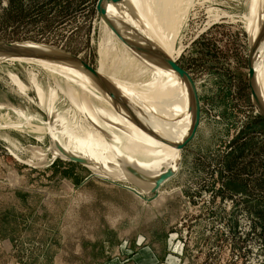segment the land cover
<instances>
[{
    "label": "rangeland",
    "instance_id": "374dc122",
    "mask_svg": "<svg viewBox=\"0 0 264 264\" xmlns=\"http://www.w3.org/2000/svg\"><path fill=\"white\" fill-rule=\"evenodd\" d=\"M97 1L0 0V41L56 47L108 78L138 74L139 62L119 67L132 43L114 5L104 0V17ZM189 7L171 59L193 79L201 115L184 134L183 142L198 128L180 148L177 173L156 193L54 155L50 114L56 136L67 129L64 139L75 131L74 140L95 135L121 147L128 139L113 135L125 122L96 97L95 124L86 89L28 56H0V264H264V117L250 86V0ZM102 160L123 169L112 152Z\"/></svg>",
    "mask_w": 264,
    "mask_h": 264
},
{
    "label": "bare ground",
    "instance_id": "6f19581e",
    "mask_svg": "<svg viewBox=\"0 0 264 264\" xmlns=\"http://www.w3.org/2000/svg\"><path fill=\"white\" fill-rule=\"evenodd\" d=\"M107 1H110L109 5H114L119 19L125 27L126 36L130 38L132 43L127 49L128 51L123 50V55L120 57L122 64L119 67L126 68L131 63L137 67L138 65L136 64L139 62V66L143 65L144 70L142 69L138 74H134L129 69L123 73H121L123 70L119 72V70L114 69L113 76L115 78H108L104 74L102 66L101 69L98 71L94 70V72L92 67L81 63L79 58L72 54H66L56 47L29 42L25 43H29L28 47L30 49L39 52L46 51L48 53H34L31 54L35 55L34 58H26L41 62L45 69L53 71V73L56 71L65 76L66 80H71L75 83V86L78 85L77 87L86 89L88 97L93 98V100L91 98L90 100H92L91 108H94V112H91L92 119L89 120H92L95 124H99L102 120V117L99 118L98 116L99 111H97L95 105V98H103L107 103L101 102V105L109 106L110 104L114 109L113 111L116 112V117L125 122V124L121 122L116 123L125 132L121 133L118 131L119 133H114V140L120 141L123 136L125 139H128L126 140L128 143H125L122 147L116 143L115 145H111L108 140V142L100 143L95 135H91L86 140L82 136L74 140L72 136L75 135V131L72 132L68 140L63 138V135L67 138L70 134L67 129L59 131V134L56 136L54 130L58 124V119L53 113L55 122L50 120V125L48 126V129L51 131L50 150L54 155L62 156L56 147V142L58 141L65 150L89 157L100 165L102 164L107 170L105 174L115 180H125L127 177L123 169L120 168V170L119 166H116L117 162H111L109 165L103 163L102 156L105 152L115 154L117 160L122 163V167L124 164H131L136 168L158 172L164 166L177 171L181 156L178 145L183 142L185 132H188V130L191 132L194 129L197 124L198 115L189 80L182 74H179L173 65L167 62V59L171 60L172 51L178 52L172 50L181 29V26L178 25L180 22L177 23L176 21H181L185 17L184 15L189 11V6L192 5L193 0ZM127 6H130L134 10L129 11ZM250 9L248 26L251 31L250 34H252V45L250 43L253 68L252 83L256 99L264 109V0H250ZM103 10L106 12L105 7H103ZM160 28L166 40L167 36H169L170 43L168 50L163 47L165 39L161 36L163 34L160 32ZM123 36L125 37V35ZM156 40L157 44L155 43ZM132 50L138 54L133 53ZM39 62L37 63L39 64ZM104 62L102 65H104ZM117 82L121 83L119 88L116 86ZM166 95L170 96L171 99L164 101L163 99ZM76 98L81 101L82 97L80 95L76 96ZM143 98L155 101V103L150 105L145 100L139 103V100ZM135 99H139L137 100L138 102ZM95 113L98 114L95 115ZM110 123L112 125L113 121L110 120ZM11 124L13 126L14 123L12 122ZM142 126L145 127V129L143 128L144 130L141 129ZM112 129L114 130V128ZM108 136L110 137V135ZM127 148L131 150L125 153L124 150ZM140 151H144V153ZM122 153H130L129 155L132 157H129L130 161L136 158L144 164L148 163V168H141L136 165L138 163L135 161L125 163L124 161H127V156L124 160ZM171 154H173V157H171ZM62 157L64 158V156ZM160 161H163V164L159 163ZM157 164H159V167L156 166ZM111 166L113 167L111 168Z\"/></svg>",
    "mask_w": 264,
    "mask_h": 264
},
{
    "label": "water",
    "instance_id": "95a60500",
    "mask_svg": "<svg viewBox=\"0 0 264 264\" xmlns=\"http://www.w3.org/2000/svg\"><path fill=\"white\" fill-rule=\"evenodd\" d=\"M103 2L104 0H98L97 1V6L96 8L100 11V13L105 17L106 13L105 10L102 9L103 7ZM264 34V32H263ZM29 43H18V42H4L0 41V56L1 55H17V56H28L34 58L35 55L31 54H43V53H48L46 51H34L30 49ZM79 61L85 65H87L85 62H82L80 59ZM167 62L179 72V74H182L185 78H187L190 82V87H191V92L194 96L195 99V108H197V115L198 119H200L201 115V108H200V101H199V94H197L196 86L191 79L189 73L185 71L180 65L177 64L176 61L167 59ZM250 65L251 69L249 71L250 75V86H251V91L253 92V97H254V102L257 107L258 112L264 117V109L261 107V104H259L258 100L256 99V93L254 92V87L252 83V73H253V68H252V63H251V58H250ZM89 66V65H87ZM90 67V66H89ZM93 71L95 70L92 68ZM95 72V71H94ZM200 122V120H199ZM200 124V123H199ZM198 124V125H199ZM198 128H195L191 136L188 137V140L185 142L181 143L178 145L179 149L184 147L196 134ZM56 147L59 149L61 152L62 156H64L65 159L69 161H75L80 163L81 165L85 167H89L99 173H107V170L104 168V166L96 161L90 159L89 157H85L83 155H79L74 152H70L68 150H65L61 144L57 141L56 142ZM123 171L125 176L127 177L124 181H127L128 183H132L137 190L143 193H156L160 190L161 186L166 183V181L170 180L174 175L177 173V171L173 168H166L164 166L161 167L160 171H155V170H143L140 168H136L133 165H123Z\"/></svg>",
    "mask_w": 264,
    "mask_h": 264
},
{
    "label": "flooded vegetation",
    "instance_id": "af4514ba",
    "mask_svg": "<svg viewBox=\"0 0 264 264\" xmlns=\"http://www.w3.org/2000/svg\"><path fill=\"white\" fill-rule=\"evenodd\" d=\"M248 17H249V14L245 16V20H247V25H248V21H249V20H248ZM250 41H251V39H250ZM251 42H252V41H251ZM251 45H252V43H251ZM251 50H252V49H251ZM50 120H52V121L55 122L54 117L51 115V116H50V119H49V121H48L47 127L50 125ZM49 135H50V133H49ZM57 156H59V155H57Z\"/></svg>",
    "mask_w": 264,
    "mask_h": 264
}]
</instances>
